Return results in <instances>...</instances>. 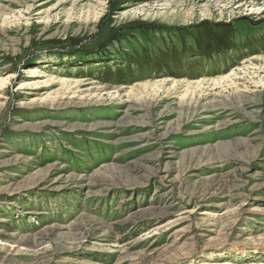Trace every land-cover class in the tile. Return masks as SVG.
I'll return each instance as SVG.
<instances>
[{"label": "rangeland", "instance_id": "374dc122", "mask_svg": "<svg viewBox=\"0 0 264 264\" xmlns=\"http://www.w3.org/2000/svg\"><path fill=\"white\" fill-rule=\"evenodd\" d=\"M0 264H264V0H0Z\"/></svg>", "mask_w": 264, "mask_h": 264}, {"label": "trees", "instance_id": "16d2710c", "mask_svg": "<svg viewBox=\"0 0 264 264\" xmlns=\"http://www.w3.org/2000/svg\"><path fill=\"white\" fill-rule=\"evenodd\" d=\"M218 33H216L217 35ZM215 35V32H208L206 37L203 38L204 41H198V39L196 40V44H195V52L193 51V53H195V55H197L198 57L200 56V58H207V57H210L212 56L213 54H219L221 52H226L227 50H230V49H233V48H237L238 47L234 44V41L230 40V34L227 32L225 35H222V36H216ZM245 44H247V46L249 44L251 45H255L254 42L252 41H247L245 42ZM244 46V45H243ZM246 47V46H244ZM171 52H174L176 54H174V57L171 56V54L169 53L168 55V58H165V57H162L160 58L158 61H151V64H150V68L148 69H145L147 72H149V70H152V71H162V70H165V69H168V67H171L172 64L174 65V67L176 65H178V59L179 60H183V58H177V50H175L173 48V51ZM189 53L192 54V51L191 50H188ZM164 58V59H163ZM143 57H141V59H137V60H134L135 62H132V63H135L136 64V69H139V66H141V63H145L146 61H149L148 58H144L145 60H142ZM175 59V60H174ZM164 64V65H163ZM142 67H147V66H142ZM173 67V66H172ZM123 69V70H122ZM120 69L119 71H128L131 69L130 65L128 64L126 68H122ZM118 71V72H119ZM120 75V74H118Z\"/></svg>", "mask_w": 264, "mask_h": 264}]
</instances>
